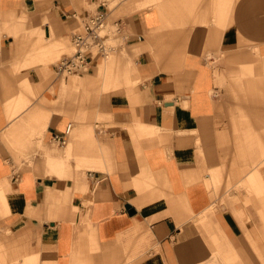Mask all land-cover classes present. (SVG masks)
Returning a JSON list of instances; mask_svg holds the SVG:
<instances>
[{"label":"crops","instance_id":"1","mask_svg":"<svg viewBox=\"0 0 264 264\" xmlns=\"http://www.w3.org/2000/svg\"><path fill=\"white\" fill-rule=\"evenodd\" d=\"M124 10L128 65L69 80L50 66L90 15L0 0V264H264V0Z\"/></svg>","mask_w":264,"mask_h":264},{"label":"rangeland","instance_id":"2","mask_svg":"<svg viewBox=\"0 0 264 264\" xmlns=\"http://www.w3.org/2000/svg\"><path fill=\"white\" fill-rule=\"evenodd\" d=\"M70 1L74 7V10L78 14H80V15L86 14V15H90V16L95 15L99 10L98 7L100 5H103L106 3L107 4L106 7L108 8V11H110V14L108 16V21H107L108 22L107 28L109 30H112V31H114L116 28V27L114 28V26L117 25L115 22H117L119 19H122L124 16H130L133 14L131 12H126L124 10L125 4H127L131 0H70ZM114 2L116 3V6L112 5ZM103 8H101V10H103ZM26 23H28V18L26 19ZM114 23H115V25H114ZM67 31L71 35V38H69V41L73 44V40H72L73 35L77 34V33H83L84 32V25H83L81 20L78 22H74L73 26L67 27ZM129 34H130L129 32L121 33V34H111L112 37L110 36V39H114L113 43L111 42V45L114 44L113 47H115L113 49V52H112L113 53L111 56L112 58L108 62H104L105 60H101L98 68H100L101 66H105V65H107L109 67L113 66V63L115 62L116 58L118 59L117 62L120 64L119 66L125 67L126 65H128L129 60L128 59L126 60L123 57V55H124V53L130 52V50L132 49L131 47H127L125 44V41H124L125 36H127ZM73 53H74V48H72L71 53H67V52L62 53L61 56L50 66L52 69L50 72L52 78H56V76H57V74H55V71H54V67L57 64V62L59 60L63 59L64 56H71V55H73ZM138 58H139V56L134 55L133 62L135 63ZM98 68L96 69V71L98 70ZM62 78L64 79V77H62ZM70 78H71V76H69V80H70ZM143 84H144V82L142 80H140L139 85H138L139 90L141 89ZM75 91H77L78 94H80V95L84 94L81 90H75ZM98 92L100 94H102V96H101L102 100L105 98H108V96H110V94L108 92H102L101 90H99ZM97 98H98V96H97ZM32 99H37V98L35 96V97H32ZM80 99H81V96H80ZM107 122H108V120H101L98 123H95V120L92 122V124L95 125L94 127L96 128V131L98 133L96 135V138L100 142L103 141V138L108 137L106 131H107V128L109 127V125L107 124ZM73 123H77V122H73ZM35 147H36V150L32 151L31 153H30V151H28L27 153L22 154V152H21V153L17 154L16 163L19 166L20 170L24 169L25 167L31 168V166H32L31 163L36 162L35 158L37 156H40L42 159L44 158V148L38 147V146H35ZM53 148L58 150V147L55 144H53ZM68 149H69V147H68ZM263 169H264V165H262L261 170H263ZM81 172L86 173L87 169L82 168ZM232 187L233 186L231 184L227 185V189H229V190L232 189ZM235 189L239 193V196H240V193H241L240 191L242 189L239 190V188H236V187H235ZM235 200L238 201L237 198H235ZM247 204L248 203H246V205ZM255 212H256V210H255Z\"/></svg>","mask_w":264,"mask_h":264},{"label":"built area","instance_id":"3","mask_svg":"<svg viewBox=\"0 0 264 264\" xmlns=\"http://www.w3.org/2000/svg\"><path fill=\"white\" fill-rule=\"evenodd\" d=\"M81 20L84 32L73 35L75 53L61 60L55 66L56 73L62 77L88 74L95 66L94 60H105L113 52L115 47L108 44L111 34H120L119 27H116L114 31L107 28V10H98L95 15ZM104 31H107L109 36L102 37L101 33ZM70 128L71 126L68 127L65 135L54 136V142L59 146H65Z\"/></svg>","mask_w":264,"mask_h":264},{"label":"bare ground","instance_id":"4","mask_svg":"<svg viewBox=\"0 0 264 264\" xmlns=\"http://www.w3.org/2000/svg\"><path fill=\"white\" fill-rule=\"evenodd\" d=\"M101 36H102V37H104V36H109V34H108L107 31H104V32L101 33ZM113 40H114V39H110V40L108 41V44L111 45V42L113 43ZM113 45H114V44H113ZM113 45H112V46H113ZM72 46H73V48H74V53H75L76 48H75L74 44H72ZM74 53H73V54H74ZM112 54H113V53L109 54L108 58H106L104 62H108L109 60H111V58H112V57H111ZM71 77H77V75H76V76L73 75V76H71ZM70 126H71V128H70V131H69V134H68L69 139H70L71 136H72V129H73V126H72V125H70ZM68 144H69V142H67L66 147L68 146Z\"/></svg>","mask_w":264,"mask_h":264}]
</instances>
